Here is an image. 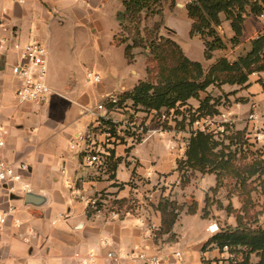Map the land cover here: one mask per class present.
<instances>
[{"label":"crops","instance_id":"1","mask_svg":"<svg viewBox=\"0 0 264 264\" xmlns=\"http://www.w3.org/2000/svg\"><path fill=\"white\" fill-rule=\"evenodd\" d=\"M188 1L191 0H176V13L170 12L166 6L162 11L160 9V13L162 18H166L165 26L171 29L172 39L189 59L200 62L203 68L209 67L219 57L233 60L249 49L251 39L264 32V18L247 13L239 41L233 45L229 41L233 36L230 22L221 13L216 31L226 46L213 50L211 57L206 59L203 40L199 35H189L191 21L185 9ZM122 9V0H0V125L7 128L0 155L8 161L25 162L28 171L24 179L31 192L43 198L40 205L26 204L23 196L13 195L0 185V210H6L9 205L15 207V212L7 217L0 229V264H81L74 257L75 252H92L94 264H143L129 257L132 251L167 258L173 251H180L176 264H203L202 258L211 260L210 264L215 262V258H221L225 264L229 259V252H220L214 243L205 251L201 250L203 242L211 235L206 230L208 224L215 222L219 228L234 226L235 218L214 204L207 208L206 217L202 216L205 194H209L208 190L215 185L214 174L202 175L193 171L189 182L181 184V174L175 168L177 161L185 157L187 142L178 141L179 134L185 130L173 128L161 137H149L126 151L123 146H117L119 162L115 169V182L104 174H95V169L83 159L82 154L68 149L70 139L89 121L84 108L94 104L105 93L131 90L139 80L145 79V76L135 79L137 71L131 67L132 62L126 61L124 46L113 42V36L119 30L116 14ZM178 11H183L187 17L183 37L178 36V23L174 18ZM103 18L108 22L105 23ZM61 25L72 29L74 46L90 43L89 47L95 52L91 58L104 76L100 83H95L97 89L94 91L80 92L72 80H59V72L53 66V54L60 53L55 45L62 44L64 39L55 35L53 30ZM32 38L45 44L48 51L46 81L52 93L47 106L44 105L47 100L41 104H18L15 100L18 81L11 74L10 66L16 62L17 51L12 49V44H23ZM195 47L198 58L193 53ZM117 51L124 58L121 67L113 64ZM126 67L135 75L131 84L120 75V68H124V73ZM107 75L118 77L117 83L114 84L113 78H107ZM262 82L264 71L249 75L243 86L222 84L209 86L207 90L212 96H216L215 90L217 94L222 91L228 94V104L221 103L218 111L229 115L234 130L247 131L253 125L246 120L250 112L257 117L254 125L264 127ZM191 100L194 99L187 102ZM64 102L72 104L70 107L74 110L62 108L60 105ZM52 104L55 105L54 110H51ZM55 113L60 116L56 117ZM257 145L259 147L252 148H259L264 159V144ZM54 171L62 176L70 175L66 182L70 195L64 196L66 191L55 187L57 177ZM131 179L138 181L132 192L126 184ZM100 192L109 193L113 198H127L132 193L140 200L143 198L140 192H144V196H152L151 203L163 195L185 206L172 226L173 237L163 234L155 238L160 214L150 204L144 212L147 223L156 226L153 235L148 232L147 224H139L132 214L118 219H110L104 212L87 216L83 199ZM192 202L196 203V212L187 214L186 207ZM13 217L22 222L19 227L13 226ZM101 239L107 243H100ZM108 253L111 257L107 256Z\"/></svg>","mask_w":264,"mask_h":264},{"label":"trees","instance_id":"2","mask_svg":"<svg viewBox=\"0 0 264 264\" xmlns=\"http://www.w3.org/2000/svg\"><path fill=\"white\" fill-rule=\"evenodd\" d=\"M159 1L122 0L123 9L116 14L118 32L121 33L116 32L113 42L124 46L126 61L132 62V49L138 46L144 48L148 46L153 59L157 61L153 78L150 77L148 69V77L139 80L131 90L123 91L121 96L131 98L135 104L144 108H171L175 113L182 114V120L186 118L184 108L188 104L187 101L194 99L198 104L189 114L187 126L190 127L196 118L218 113L220 97L212 96L207 90L209 86L219 87L222 84L243 86L247 83L249 75L264 71V32L249 41V49L246 52L238 54L233 60L219 57L204 71L201 63L189 59L173 39L157 37L153 33L155 28L150 30L144 27L142 31L145 35H140L141 12L145 11V14L149 15ZM185 9L191 21L189 35L200 36L204 44V57L208 59L213 50L226 46L225 40L216 31L221 22L220 14H224L225 19L230 22L233 36L229 41L234 45L238 43L242 34L244 15L247 13L259 15L264 11V0H191L185 4ZM125 22L131 25H125ZM124 30L128 32L126 36L123 35ZM153 79L156 82H153ZM261 84L264 86V82ZM189 132L185 157L177 161L175 168L181 177L187 171H197L202 175L212 173L215 175V185L208 190L212 192H216L218 186L223 184L224 178H233L231 189H238L240 198L238 207H233L230 202L224 206L219 203L217 208L224 209L228 215H232L235 218V225L221 226L203 242L201 250L205 251L214 243L220 252L226 246L227 251L234 254L228 259V264H264V227L251 224L254 221V215L251 213L254 203L250 193L254 188L247 184V179L254 177L252 182L258 181L264 191V159L261 158V150L256 148L250 151L252 155H256L255 158L241 166L235 163V152L238 150L237 146L250 145L245 129H232L228 134H223L221 139H216L213 132L193 129ZM231 146H235L233 152L230 150ZM118 162V157L114 159L110 157L107 164L108 179L115 178ZM100 193L101 196L104 195V192ZM110 202L117 208L124 207L125 211L131 212L136 205V199L131 196L114 198ZM204 203L201 212L202 216L206 217L207 208L215 204L213 200H209L208 192L205 194ZM149 204L160 214V225L154 237L168 234L172 238V226L185 205L163 195L155 203ZM196 208V203L192 202L186 207L185 212L194 214ZM85 212L87 216H92L91 209L86 208ZM252 255L258 259L254 263L251 261ZM201 261L203 264L211 263V260L204 258Z\"/></svg>","mask_w":264,"mask_h":264},{"label":"built area","instance_id":"3","mask_svg":"<svg viewBox=\"0 0 264 264\" xmlns=\"http://www.w3.org/2000/svg\"><path fill=\"white\" fill-rule=\"evenodd\" d=\"M264 18V11L260 14ZM12 49L17 51L16 62L10 66L11 74L17 79L18 83L15 89V100L18 104H41L45 102L52 90L47 84V47L38 39L32 38L21 44L14 42ZM86 77L93 83H100L99 74L91 71L86 72ZM122 92H109L94 104L84 108V112L89 115V121L82 131L72 137L68 143V149L77 154H82L83 159L95 169V174H104L107 178V164L110 157H117L116 147L123 146L128 150L149 137H161L166 131L173 130L177 124V115L173 109L167 108H144L135 104L129 97H122ZM257 119L254 112H250L246 120L252 123L247 128L246 138L252 144V147H259L257 144H264V127L254 125ZM216 123V124H215ZM215 124V125H214ZM166 126V127H165ZM193 130L228 134L233 129V120L225 111H218L214 115H206L196 118L191 123ZM7 134V128L0 125V149L4 145L3 137ZM28 171V165L23 161H8L0 155V185L5 186L9 193L23 196L29 189V183L24 179ZM115 182V178L111 179ZM133 184L137 180L131 179ZM135 186V185H134ZM133 186V187H134ZM101 193L94 197H81L85 202V209L92 210L95 215L104 212L110 219H118L127 214L136 217L141 225L147 224L148 232L153 235L155 225L147 223L145 214L146 202L142 199H136L134 210L125 211V208H117L110 200L114 199L107 193ZM148 201L151 202L152 196L146 194ZM155 200V199H154ZM15 212V207L9 205L6 210H0V229L5 224L7 217ZM12 224L19 227L22 222L19 218L13 217ZM206 230L213 234L219 230L215 222L206 226ZM26 240V239H25ZM100 243L106 244L105 239ZM227 251V247H223ZM228 252V251H227ZM134 260L141 261L143 264H176L181 256L180 251H173L171 259L159 255L147 256L142 252L128 254ZM111 257V253L107 254ZM74 257L80 260L81 264H94V254L86 252L81 254L74 253ZM229 258L233 254L229 253Z\"/></svg>","mask_w":264,"mask_h":264},{"label":"rangeland","instance_id":"4","mask_svg":"<svg viewBox=\"0 0 264 264\" xmlns=\"http://www.w3.org/2000/svg\"><path fill=\"white\" fill-rule=\"evenodd\" d=\"M176 0H166L165 3H163V0H160L158 4H156L154 6V11L151 12L149 15L145 14V11L141 12V21H140V25H139V31H140V35L144 36L145 33H143L142 28L146 27L149 28L150 30H152L153 28V33L156 34L157 37L159 36H163V37H168L171 38V29L167 28L165 25H167V21L166 18H162V13H160V9L161 11L163 10V7L166 6L170 9V12L172 13H176L175 11V3ZM183 11H178L177 14L174 15L175 20L178 23V36L183 37V35L185 34V28H183V26L185 25V22L187 21V17L184 14V16L182 15ZM160 20V21H159ZM103 21L106 23L108 22L107 18H103ZM125 25H131L127 22H125ZM67 26V25H66ZM65 25H61V26H56L53 30L55 35H59L60 37H62L64 39V42L62 44H57L55 45V47H57V49H60V53L56 54L54 53V57H53V66L55 69L58 70L59 72V80H64V81H73V85L78 88L79 90L82 91H94L95 89H97V84L93 83L91 79H88L86 77V72L87 71H91L93 73H97L99 74L100 78L102 79V77L104 76L103 72L100 71L99 69H97L94 66V61L92 60V55L93 53H95L93 51V49L91 50L90 43L87 44H83V45H75L73 43V31L70 27H66ZM120 32V31H119ZM117 31V33H119ZM126 32L127 30L123 31V35L126 36ZM121 33V32H120ZM128 33V32H127ZM184 33V34H183ZM131 34V33H130ZM105 36H103L102 38H104ZM41 42V41H40ZM42 43V42H41ZM43 44V43H42ZM45 45V44H44ZM95 47V46H93ZM132 53H133V60H132V66L133 69H135L137 71V76L135 79H142L144 76L146 78V76L148 77L147 74V70L150 69V77L153 78L155 75L154 72V67L157 65V61L153 59V55L152 52L149 50L148 46H146L145 48L143 46H138L132 49ZM193 53L194 56H196V58H198V50L197 48H193ZM153 59V60H152ZM126 63V61H125ZM113 64L121 67L124 65V58L122 56V54L117 51ZM205 66V65H204ZM206 67V66H205ZM208 68V67H207ZM207 68H203L204 71L207 70ZM127 69H129L128 67H126V71L123 73L124 68H120V75L123 77L124 80H126L129 84H131L130 82L133 81V77L135 76L133 73L127 71ZM72 76V78H71ZM107 78H113L110 75H107ZM47 79V78H46ZM118 80V77H114L113 78V83L116 84ZM153 82L154 81L153 79ZM211 93V92H209ZM214 93L216 94V97H220V102L223 103L224 105L228 104L229 99L227 98V93L226 92H221L220 94H217L216 90L214 91ZM232 93V92H229ZM188 103V102H187ZM197 101L195 102L194 100H191V102H189L185 109V114L184 116L186 117L185 119L182 120V114H178L177 115V127H175L176 129L179 130H185V133H180L179 137H178V141L180 143H184L187 142L186 136H189L190 134V130L192 129L191 126H187V122L190 119L189 118V114L192 113V110L194 108L193 105H196ZM44 105H49L48 99L47 101L44 103ZM70 103L64 102L63 105H60L63 107H67L71 110H74V108L70 107ZM51 106V110H54V104L50 105ZM59 107V105H58ZM56 117L60 116L59 114H54ZM182 120V121H181ZM181 121V122H179ZM179 122V123H178ZM216 124V123H215ZM214 124V125H215ZM166 127V126H165ZM214 137L216 139H221L222 135H220L219 133H215ZM248 143L250 145H242L241 147L237 146L238 150L235 152V163L237 165L241 164V166H244L245 164L253 161V159L255 158V154H251L250 151L252 152L254 150V148H252V144L248 141ZM235 149V146H231L230 150L233 152V150ZM126 151V149H125ZM54 175L57 177V182L55 187L58 190L66 191V194L64 193V196H68L70 195L69 190L66 188V182L67 179L69 178L70 175H68L67 173L62 176L58 171H54L53 172ZM60 176V177H59ZM59 177V178H58ZM193 177V172L189 171L186 172L182 177V182L181 184H185L186 182H189V180ZM254 177L247 179V184H250L251 187H253L254 189L251 191L250 195L252 197V201L254 203V208L251 210V213H253V219L254 221L251 222V224L253 226H261L264 227V191H262L261 185L258 184V181H253ZM262 178H260L261 180ZM233 183H234V179L227 177L224 178L223 184L221 186H218L216 192H212L209 191V200H213L214 203L216 201H219L218 204L215 203V207L219 206V203H221L223 206L226 205L228 202L231 203V205L233 207H238V206H234V205H239V197H238V189L232 190L231 188H233ZM120 186L122 185V183H120ZM127 185H129L131 187V192L132 189H134V184L130 181H128L126 183ZM106 193V192H104ZM143 195L142 201L144 200V202H146L145 208H147L146 206H149V201L147 200V197L144 196V192H140ZM109 194V193H108ZM129 196H133L132 193ZM181 212V211H180ZM207 235H209L207 233ZM231 254V253H230ZM234 256V254H233ZM224 259L221 258H215V262H217V264H224L223 263ZM258 259L252 255L251 256V261L254 263L256 262ZM214 262V263H215ZM213 263V264H214ZM225 264H228V259L227 262Z\"/></svg>","mask_w":264,"mask_h":264},{"label":"water","instance_id":"5","mask_svg":"<svg viewBox=\"0 0 264 264\" xmlns=\"http://www.w3.org/2000/svg\"><path fill=\"white\" fill-rule=\"evenodd\" d=\"M22 199L24 203L32 205H40L43 202V198L40 195L31 192L30 189L26 191Z\"/></svg>","mask_w":264,"mask_h":264}]
</instances>
